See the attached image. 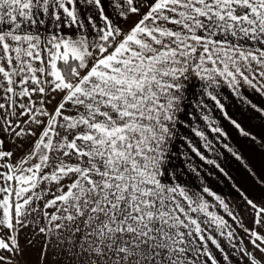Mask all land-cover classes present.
<instances>
[{
	"label": "snow or ice",
	"instance_id": "1",
	"mask_svg": "<svg viewBox=\"0 0 264 264\" xmlns=\"http://www.w3.org/2000/svg\"><path fill=\"white\" fill-rule=\"evenodd\" d=\"M0 264H264V0H0Z\"/></svg>",
	"mask_w": 264,
	"mask_h": 264
}]
</instances>
